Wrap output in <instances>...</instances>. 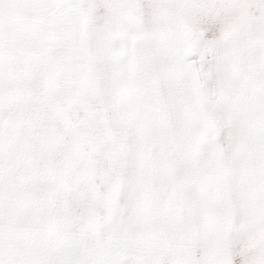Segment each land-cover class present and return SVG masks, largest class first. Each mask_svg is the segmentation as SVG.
Returning <instances> with one entry per match:
<instances>
[{
    "label": "snow or ice",
    "instance_id": "1",
    "mask_svg": "<svg viewBox=\"0 0 264 264\" xmlns=\"http://www.w3.org/2000/svg\"><path fill=\"white\" fill-rule=\"evenodd\" d=\"M0 264H264V0H0Z\"/></svg>",
    "mask_w": 264,
    "mask_h": 264
}]
</instances>
